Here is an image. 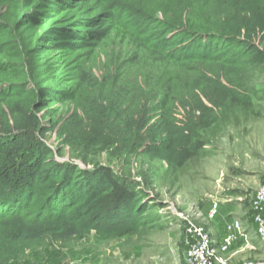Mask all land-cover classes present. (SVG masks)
<instances>
[{"label": "trees", "instance_id": "16d2710c", "mask_svg": "<svg viewBox=\"0 0 264 264\" xmlns=\"http://www.w3.org/2000/svg\"><path fill=\"white\" fill-rule=\"evenodd\" d=\"M87 2L0 0V264L91 231H133L140 185L122 167L175 146L169 133L220 125L246 104L237 74L264 61V0H124L101 7L104 19ZM106 23L156 66L77 103L86 72L72 58ZM66 103L75 108L59 113Z\"/></svg>", "mask_w": 264, "mask_h": 264}, {"label": "rangeland", "instance_id": "374dc122", "mask_svg": "<svg viewBox=\"0 0 264 264\" xmlns=\"http://www.w3.org/2000/svg\"><path fill=\"white\" fill-rule=\"evenodd\" d=\"M123 1L88 0L85 8L94 9L104 19L101 7ZM104 26L95 29L96 39L72 58L86 72L76 98L80 104L97 99L108 89L109 80L139 85L156 66L133 46L122 28L111 23ZM255 39L264 50V28L256 32ZM237 76L238 98L246 104L229 111L225 120L224 112L219 115L220 125L207 133H169L175 146L157 152L153 159L141 157L132 167H122L140 185L133 231L122 237L91 231L29 249L24 257L8 264H185V222L180 217L190 218L213 237L226 224L223 217L236 218L253 237L250 206L264 183V61ZM109 89L117 90V86ZM141 89L152 91L147 85ZM74 105L59 104L57 108L64 113ZM253 242L255 255L261 246L257 240ZM252 255L236 262L264 259V255Z\"/></svg>", "mask_w": 264, "mask_h": 264}, {"label": "built area", "instance_id": "2783aa9c", "mask_svg": "<svg viewBox=\"0 0 264 264\" xmlns=\"http://www.w3.org/2000/svg\"><path fill=\"white\" fill-rule=\"evenodd\" d=\"M214 208H217V204ZM250 209L256 235L264 246V183L254 195ZM180 219L185 222V264H229L233 255L228 256V253L238 237L243 236L242 225L238 219L225 224L224 236L220 243L213 240L202 226L195 224L190 218ZM239 264H264V261L244 260Z\"/></svg>", "mask_w": 264, "mask_h": 264}, {"label": "crops", "instance_id": "0c3cea01", "mask_svg": "<svg viewBox=\"0 0 264 264\" xmlns=\"http://www.w3.org/2000/svg\"><path fill=\"white\" fill-rule=\"evenodd\" d=\"M251 210V209H250ZM250 215H251V211H250ZM225 220V223H229L231 222L232 220L236 219V218H233V219H226L225 217H223ZM239 220V219H238ZM240 221V220H239ZM241 222V221H240ZM251 223H252V227H253V237H251L243 228L242 226V233H243V236L242 237H238V239L233 243L229 253H228V256L230 255H233L230 260H229V264H239L241 262H243L244 260H260V261H264V259H243V260H239L236 262L237 259H240V258H247L250 256V254L252 255L253 252V241L254 240H257V242H259V245L261 247H259L258 249V253H256L255 255H258L259 254V257H263L264 255V246L260 243V241L258 240V237L256 235V231H255V226L253 224V221H252V217H251ZM242 225V223H241ZM224 226H222L220 232L218 233V237H212L213 240H215L217 243H220L223 236H224ZM245 249V251H243ZM251 252V253H250ZM257 252V251H256ZM185 254V252H184ZM255 255H252L255 257Z\"/></svg>", "mask_w": 264, "mask_h": 264}]
</instances>
